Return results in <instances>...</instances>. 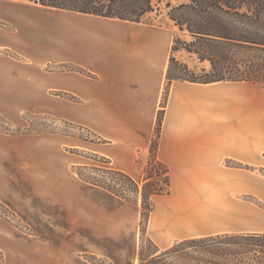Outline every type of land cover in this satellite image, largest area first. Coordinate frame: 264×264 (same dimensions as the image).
<instances>
[{"label":"rangeland","instance_id":"374dc122","mask_svg":"<svg viewBox=\"0 0 264 264\" xmlns=\"http://www.w3.org/2000/svg\"><path fill=\"white\" fill-rule=\"evenodd\" d=\"M167 1L152 0L153 10L140 23L170 36L171 41L176 36L190 40L187 31H180L169 18ZM185 1L170 0L173 5ZM32 4L0 0V34L14 49L0 47V57H11L19 66L18 97L7 110L10 118L0 112V264H138L140 250L144 257L154 250L152 243H161L153 224L148 229L154 195L148 201L142 197L163 186L159 172L143 191L156 124L148 149L135 155L132 170H125L115 159L95 151L98 138L90 127L55 113L60 98L49 92V82L37 77L39 66L55 67L46 63L60 47L59 32L67 29V44L76 48L79 32L133 28L107 18L29 7ZM43 22L51 23L50 31L42 30ZM171 56L168 76H186L184 65L197 73L209 68L208 61L199 62L184 49ZM67 68L82 71L72 64ZM246 82L249 89L240 93H253L260 102V158L254 164H225L242 174L244 201L249 197L259 207L245 213L242 226L264 230V86ZM62 97L65 109L75 115L76 102ZM242 100L237 103L243 122L252 108ZM225 101L221 100L223 106Z\"/></svg>","mask_w":264,"mask_h":264},{"label":"crops","instance_id":"0c3cea01","mask_svg":"<svg viewBox=\"0 0 264 264\" xmlns=\"http://www.w3.org/2000/svg\"><path fill=\"white\" fill-rule=\"evenodd\" d=\"M29 7L51 9L35 3ZM107 19L133 29L79 32L76 48H69L65 29L59 32V49L46 63L55 67L39 66L37 77L49 82V92L60 98L55 113L90 127L98 138L95 151L115 159L125 170H132L135 155L148 149L157 115L162 113L157 156L169 168L171 185L170 193L154 195L149 216L148 229L151 224L155 227L158 247L187 237L263 232L242 226L245 213L259 207L249 197L244 201L242 174L225 164L259 161L258 96L240 93L249 89L246 81L173 79L163 106L171 37L140 22ZM40 27L46 32L52 25L43 22ZM2 35L0 47L14 51ZM68 64L82 71L68 69ZM18 70L15 59L0 57V112L9 118L7 110L18 97ZM62 96L76 102L75 115L65 109ZM241 99L252 108L243 122L238 115ZM251 190L253 195V185Z\"/></svg>","mask_w":264,"mask_h":264},{"label":"trees","instance_id":"16d2710c","mask_svg":"<svg viewBox=\"0 0 264 264\" xmlns=\"http://www.w3.org/2000/svg\"><path fill=\"white\" fill-rule=\"evenodd\" d=\"M25 1L45 8L131 22H140L153 10L152 0ZM166 5L169 18L180 31H187L191 37L190 40L174 37L171 52L184 49L194 54L199 62L208 61L209 68L197 73L184 65L188 72L186 76H168L170 62L174 61L170 56L163 106L168 83L173 79L199 83L250 81L264 86V0H186L176 5L168 0ZM159 114L162 116L161 112ZM161 122L162 117H158L156 135L149 146L143 191L151 184L154 174L161 173L163 186L143 193V201L151 200L153 195L170 193L169 168L157 156ZM153 208L151 200L148 215ZM152 245L154 250L144 257L140 250L138 264H264V231L187 237L175 240L165 248Z\"/></svg>","mask_w":264,"mask_h":264}]
</instances>
